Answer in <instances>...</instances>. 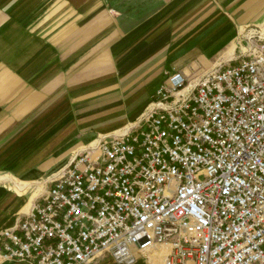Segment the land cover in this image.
<instances>
[{
    "label": "built area",
    "instance_id": "built-area-1",
    "mask_svg": "<svg viewBox=\"0 0 264 264\" xmlns=\"http://www.w3.org/2000/svg\"><path fill=\"white\" fill-rule=\"evenodd\" d=\"M186 88L166 79L141 120L75 154L0 232V261L264 264V38Z\"/></svg>",
    "mask_w": 264,
    "mask_h": 264
},
{
    "label": "crops",
    "instance_id": "crops-1",
    "mask_svg": "<svg viewBox=\"0 0 264 264\" xmlns=\"http://www.w3.org/2000/svg\"><path fill=\"white\" fill-rule=\"evenodd\" d=\"M261 38L264 0H0V232L75 154L141 120L166 79L191 90Z\"/></svg>",
    "mask_w": 264,
    "mask_h": 264
},
{
    "label": "rangeland",
    "instance_id": "rangeland-1",
    "mask_svg": "<svg viewBox=\"0 0 264 264\" xmlns=\"http://www.w3.org/2000/svg\"><path fill=\"white\" fill-rule=\"evenodd\" d=\"M249 46H250V44H249Z\"/></svg>",
    "mask_w": 264,
    "mask_h": 264
}]
</instances>
